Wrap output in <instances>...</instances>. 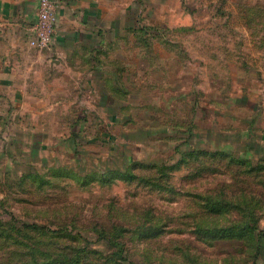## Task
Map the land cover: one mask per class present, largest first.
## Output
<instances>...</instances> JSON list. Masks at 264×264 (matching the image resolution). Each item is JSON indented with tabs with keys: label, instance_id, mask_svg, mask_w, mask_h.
I'll return each instance as SVG.
<instances>
[{
	"label": "rangeland",
	"instance_id": "rangeland-1",
	"mask_svg": "<svg viewBox=\"0 0 264 264\" xmlns=\"http://www.w3.org/2000/svg\"><path fill=\"white\" fill-rule=\"evenodd\" d=\"M131 9L99 50L96 67L116 76L109 108L79 78L59 110L68 124L27 141L0 126V264L69 244L94 264H264V170L249 173L264 163V0ZM9 217L45 230L17 233ZM64 229L76 242L51 238Z\"/></svg>",
	"mask_w": 264,
	"mask_h": 264
},
{
	"label": "crops",
	"instance_id": "crops-1",
	"mask_svg": "<svg viewBox=\"0 0 264 264\" xmlns=\"http://www.w3.org/2000/svg\"><path fill=\"white\" fill-rule=\"evenodd\" d=\"M55 1L61 5L58 34L49 49L39 51L29 44L37 0H0V126L9 135L19 134L23 141L35 135L43 138L54 132L53 127L68 124L69 114H59V110L71 109L65 90L79 86V78H85L81 88L93 87L96 92L97 109L109 108V83L113 81L110 89L116 92V76L96 67L99 50L105 49V33L114 35L117 29L131 27L126 17L123 23L122 14L131 15L137 0ZM39 113L48 117L47 122L35 119ZM81 114L69 121L72 135L87 123ZM51 116L53 121H49Z\"/></svg>",
	"mask_w": 264,
	"mask_h": 264
},
{
	"label": "trees",
	"instance_id": "trees-1",
	"mask_svg": "<svg viewBox=\"0 0 264 264\" xmlns=\"http://www.w3.org/2000/svg\"><path fill=\"white\" fill-rule=\"evenodd\" d=\"M199 150L203 153L208 152V150H204V149H199ZM215 151L217 152L220 150L215 147ZM223 152H226V151H223ZM262 170H264V163L257 162L254 165L251 164L249 173L256 174L255 172H260ZM252 198H254V196L251 197V199ZM246 203L247 201L244 202V204ZM248 204H251V202H249ZM234 208L238 209V206L235 205ZM237 213L240 215L242 220L246 218L253 219V217H250L253 212L251 211L249 205H245L244 208H240ZM3 221L12 223L11 229H14L13 231H16L17 233H22L25 231H28V233L29 232L34 233V232H40V231L45 230L43 227H41L40 225L36 223L18 222L16 220H13V218H10V217L9 219L4 218ZM241 227H242V230H244L245 227L251 228L250 224L245 225V222L242 224ZM59 233H62V235H60ZM59 233L52 231L51 238L54 239L56 237H65V238L70 239L72 243L76 242L77 240L75 238L69 237L70 231H68L67 229L62 230ZM0 237L6 238L8 240L10 239L9 237H11V234H0ZM73 248H75L74 244H69V249L68 247H62L57 252H54V251H49L46 249L38 250V248H35L34 246H30L29 248H25V250L22 252L21 257H23V260L20 258L21 263L19 262L18 264H94L88 261V257L92 255L91 253L92 251L87 250L86 245H84L83 247L78 246L76 247L75 250ZM117 259L120 260V264H136V262L131 261L128 258H125L123 256H120ZM13 264H16V263H13Z\"/></svg>",
	"mask_w": 264,
	"mask_h": 264
},
{
	"label": "built area",
	"instance_id": "built-area-1",
	"mask_svg": "<svg viewBox=\"0 0 264 264\" xmlns=\"http://www.w3.org/2000/svg\"><path fill=\"white\" fill-rule=\"evenodd\" d=\"M36 20L30 29L29 44L36 50H47L58 34V12L61 5L55 0H37Z\"/></svg>",
	"mask_w": 264,
	"mask_h": 264
}]
</instances>
